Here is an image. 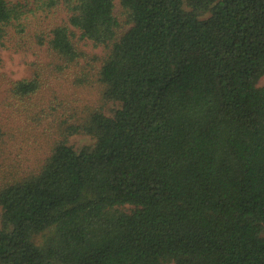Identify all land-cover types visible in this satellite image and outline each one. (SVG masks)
Instances as JSON below:
<instances>
[{"label":"trees","instance_id":"1","mask_svg":"<svg viewBox=\"0 0 264 264\" xmlns=\"http://www.w3.org/2000/svg\"><path fill=\"white\" fill-rule=\"evenodd\" d=\"M119 4L0 0V44L45 45L57 70L80 56L74 29L104 46L118 103L65 121L37 169L0 183V264H264V0Z\"/></svg>","mask_w":264,"mask_h":264},{"label":"rangeland","instance_id":"2","mask_svg":"<svg viewBox=\"0 0 264 264\" xmlns=\"http://www.w3.org/2000/svg\"><path fill=\"white\" fill-rule=\"evenodd\" d=\"M113 1L114 12L121 17L119 0ZM64 16L63 11H56L48 21H59ZM73 41L80 56L61 70L54 68L45 45H33L28 40L17 42L13 37L0 44V126L8 134L0 149V183L11 174L22 175L37 169L65 121H79L94 109L111 114L117 106L116 101L103 99V87L96 75L105 47L82 38L76 29ZM35 70L44 74L42 89L22 100L14 98L9 93L11 83L31 76ZM257 84H264V74ZM92 141L90 135L83 133L69 137V143L75 147Z\"/></svg>","mask_w":264,"mask_h":264}]
</instances>
